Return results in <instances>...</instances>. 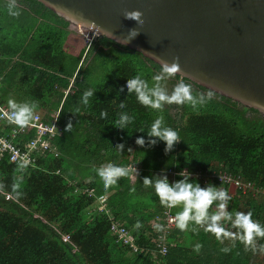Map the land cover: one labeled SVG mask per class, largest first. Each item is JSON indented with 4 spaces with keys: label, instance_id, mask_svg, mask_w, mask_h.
<instances>
[{
    "label": "trees",
    "instance_id": "1",
    "mask_svg": "<svg viewBox=\"0 0 264 264\" xmlns=\"http://www.w3.org/2000/svg\"><path fill=\"white\" fill-rule=\"evenodd\" d=\"M6 2L0 0V101H34V111L42 109L44 119L58 110L63 134L53 139L58 153L40 158L38 168L7 157L0 160V264H264V258L252 261L253 250L238 239L219 242L192 222L183 231L174 223L167 233L171 243L166 254L153 255L158 232L153 224L165 206L152 186L143 183L144 176L168 168L175 172L222 168L264 189V117L243 106L257 114L247 116L236 107L238 102L176 73L170 75V90L183 79L193 96L205 98L204 103L195 108L174 102L159 110L147 108L134 92L119 88L137 74L151 84L159 64L104 36L74 53L65 46L71 32L68 21L38 0H17L20 14L13 17ZM96 59L99 66L88 72ZM88 88L95 91L85 105L81 97ZM121 101L124 109L117 107ZM170 106L177 109L174 114ZM102 110L106 117L100 116ZM120 111L134 117L126 129L111 122ZM157 115L178 133L179 140L168 152L161 140L151 146L147 139L145 145L135 143L136 136L146 135L137 129H147ZM108 162L136 165L134 178L128 167L126 176L105 188L95 169ZM179 178L176 173L174 179ZM210 183L227 190L226 184ZM235 194L245 211L250 209L252 218L264 224V198L240 190ZM235 202L237 198L231 197L229 211H235ZM180 207L171 210L175 214ZM108 214L149 250L132 251L116 240ZM224 226L236 231L228 223ZM255 240L264 244V237ZM196 243L201 245L198 251ZM225 246L228 252L221 251ZM211 258L218 259L208 262Z\"/></svg>",
    "mask_w": 264,
    "mask_h": 264
},
{
    "label": "water",
    "instance_id": "2",
    "mask_svg": "<svg viewBox=\"0 0 264 264\" xmlns=\"http://www.w3.org/2000/svg\"><path fill=\"white\" fill-rule=\"evenodd\" d=\"M64 20L94 32L95 21L121 45L155 63L180 65V78L256 109L264 117V0H38ZM138 10L143 24L123 44ZM99 36V35H98Z\"/></svg>",
    "mask_w": 264,
    "mask_h": 264
},
{
    "label": "clouds",
    "instance_id": "3",
    "mask_svg": "<svg viewBox=\"0 0 264 264\" xmlns=\"http://www.w3.org/2000/svg\"><path fill=\"white\" fill-rule=\"evenodd\" d=\"M8 15L16 17L20 14V9L17 6V0H7L5 4ZM123 16L126 19H131L135 23V27L129 28L123 44L137 34L140 26L143 24L142 14L138 10H125ZM90 26L96 28V35L104 36L109 35L108 30L103 29L95 21H89ZM121 43V41H117ZM180 65L176 58L171 62L164 61L161 64L160 71L155 73L152 77V83L144 79L141 75L137 74L125 82L123 87H120V92L135 93L136 100L151 109H162L164 104L168 103H189L193 108L197 104L204 103L202 95L193 96L190 86L180 79L171 90L166 88L164 81L168 76L179 71ZM95 89L88 88L82 93V103H88V98L94 95ZM7 119L18 125L24 127L30 123L34 115L35 102L34 101H17L13 98L7 100ZM117 107L124 109L125 104L121 101ZM100 116L106 117L107 112L102 110ZM134 119L127 111H120L117 113L116 118L111 122L120 129H126L127 125ZM70 127V121L65 125L67 129ZM137 131H144L145 136H136L135 143L137 145L149 146L157 143V140L164 142V151L168 152L172 149L175 142L179 140L177 131L164 124L162 115H157L150 123L147 129L140 128ZM120 149L124 148L123 143L117 144ZM97 175L101 178L103 185L107 188L117 182V179L126 176L129 173V168L112 162L102 164L95 169ZM177 175L179 179L169 181L166 174L154 173L152 176H144V185H151L154 189L155 195L158 197L161 205L167 208H174L180 205V210L174 215V222L178 229L181 231L190 227L189 222L201 226L205 232L214 234L216 239L222 240L223 238L238 239L243 243L246 248L250 247L253 251L257 248L264 252V244L257 245L255 238L264 237V224L259 220L252 218V211H229L227 209L228 202L231 200L226 189L216 187L214 184L206 183L201 186L195 178L190 179L192 173L186 169L179 171ZM215 203L216 210L210 211V206ZM225 223L230 224L231 228L236 229L235 232L225 228ZM137 227L140 222H136ZM153 228L161 231L164 225L160 223L153 224ZM194 250L198 251L201 245L196 243ZM230 249L225 246L221 251L228 252Z\"/></svg>",
    "mask_w": 264,
    "mask_h": 264
},
{
    "label": "built area",
    "instance_id": "4",
    "mask_svg": "<svg viewBox=\"0 0 264 264\" xmlns=\"http://www.w3.org/2000/svg\"><path fill=\"white\" fill-rule=\"evenodd\" d=\"M93 34L95 33L93 32ZM8 111L7 104L0 101V160L7 157L10 162L38 168L40 167L38 163L40 158H45L49 154L55 156L58 153V149L53 143L55 137L63 134L62 126L57 122L58 110L52 111L49 119H44L40 112L34 111L32 120L24 127H19L15 123L10 122L7 119ZM127 167L134 170L135 166L127 165ZM55 172L57 173L58 170ZM161 172L166 174L170 181L174 180V175L178 173L169 168L163 169ZM190 172L192 173L190 178H195L202 184L216 181L233 187L234 190H240L242 194L248 192L255 198L260 196L264 198V189L256 187L252 182L243 180L239 174H234L228 170L222 168H207L195 169ZM89 192L91 193V191ZM9 197L10 195L8 193L5 194V198ZM100 208L108 212L104 204H101ZM108 215L111 220L110 228L116 240L127 244L132 251L149 250V248L137 244L132 233L117 220L113 219L110 214ZM174 215L171 208L165 207L162 209V213L155 217V223H158L161 219L163 220L162 225H164V228L156 233L154 238L155 246L151 249L153 255L166 254L168 246L171 243L167 233L175 223ZM62 239L66 240L67 237L62 236Z\"/></svg>",
    "mask_w": 264,
    "mask_h": 264
},
{
    "label": "rangeland",
    "instance_id": "5",
    "mask_svg": "<svg viewBox=\"0 0 264 264\" xmlns=\"http://www.w3.org/2000/svg\"><path fill=\"white\" fill-rule=\"evenodd\" d=\"M68 27L71 30V32L66 39L65 46L68 48V50H70L74 53H77L82 46H85V48H86L90 44L92 45V43L95 41V39L98 36L96 34H93V32H88V30H85L83 28H79L78 26H75L72 23H69ZM90 38H92V39L90 40ZM93 54L91 55V58H92ZM97 66H99V61L96 59V61L93 62V65L89 67L88 72L92 71ZM164 84H165L166 88H168L170 90V85H171V77L170 76L167 77V79L164 81ZM236 107H238L239 109H242L245 112V115H247V116H252V117L257 116V114H255L254 112H251V111H248L247 109H244L245 106L243 107L242 104L236 105ZM176 110L177 109L175 107H171V106L169 107V112L171 114H174L176 112ZM36 111L42 112L43 110L37 109ZM258 114H260V113H258ZM131 165H134V164H131ZM134 166H135L134 170H132L130 168L132 170V173H131L132 178H134L135 172L137 171V166L136 165H134ZM232 189H234V188L227 186V190H229L228 192H230ZM96 204H98V206L100 208L101 204H104V203L103 202L99 203L96 200ZM244 209L245 208L243 206H241V204L239 203V210L245 211ZM223 239L226 241L227 238H223ZM258 255L260 258H264V252L260 251V253L258 252Z\"/></svg>",
    "mask_w": 264,
    "mask_h": 264
},
{
    "label": "crops",
    "instance_id": "6",
    "mask_svg": "<svg viewBox=\"0 0 264 264\" xmlns=\"http://www.w3.org/2000/svg\"><path fill=\"white\" fill-rule=\"evenodd\" d=\"M36 111V110H35ZM219 188H222V187H219ZM229 191V190H228ZM230 194L231 197H236L237 198V202H235V207H234V210H239V203L241 204V206L244 207V204H243V200L240 199L236 194H235V190L232 189L230 192H228ZM245 208V207H244ZM216 210V207H214V211ZM245 210V209H244ZM220 241H224L223 239L222 240H219ZM258 252L260 253V250L259 248H257L256 251H253L252 252V255L250 256V258L252 259V261L256 260V259H259V255H258ZM218 258H211V260H209L208 262H215ZM251 261V262H252Z\"/></svg>",
    "mask_w": 264,
    "mask_h": 264
}]
</instances>
